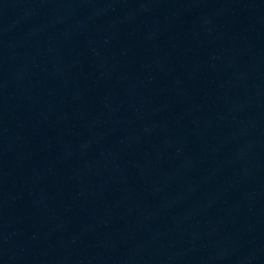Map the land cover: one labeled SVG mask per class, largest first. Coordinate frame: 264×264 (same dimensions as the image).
<instances>
[{
	"label": "water",
	"instance_id": "water-1",
	"mask_svg": "<svg viewBox=\"0 0 264 264\" xmlns=\"http://www.w3.org/2000/svg\"><path fill=\"white\" fill-rule=\"evenodd\" d=\"M0 264H264V0H0Z\"/></svg>",
	"mask_w": 264,
	"mask_h": 264
}]
</instances>
